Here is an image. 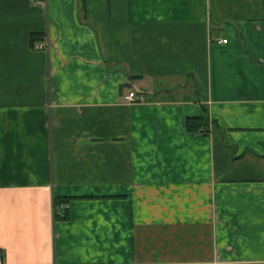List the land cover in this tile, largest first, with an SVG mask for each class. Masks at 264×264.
Returning <instances> with one entry per match:
<instances>
[{"label": "crops", "instance_id": "0c3cea01", "mask_svg": "<svg viewBox=\"0 0 264 264\" xmlns=\"http://www.w3.org/2000/svg\"><path fill=\"white\" fill-rule=\"evenodd\" d=\"M0 264H264V0H0Z\"/></svg>", "mask_w": 264, "mask_h": 264}, {"label": "trees", "instance_id": "16d2710c", "mask_svg": "<svg viewBox=\"0 0 264 264\" xmlns=\"http://www.w3.org/2000/svg\"><path fill=\"white\" fill-rule=\"evenodd\" d=\"M38 36H36L35 34L31 35V43L34 40H38L37 39ZM208 124H209V114H208V109L205 105H202L201 107V113L199 116L197 117H190V118H186L185 121V126L186 129L189 131H193V132H201L203 134H206L207 129H208ZM70 200V197H54L53 198V207L55 209V217L56 218H66L68 215V211L66 207H63L61 209L62 214H58V212L56 213V208H58L60 205H65L67 204V202ZM60 212V213H61Z\"/></svg>", "mask_w": 264, "mask_h": 264}, {"label": "built area", "instance_id": "2783aa9c", "mask_svg": "<svg viewBox=\"0 0 264 264\" xmlns=\"http://www.w3.org/2000/svg\"><path fill=\"white\" fill-rule=\"evenodd\" d=\"M221 42H225L226 40H220ZM32 48L36 50H45L48 48V42L41 39V40H34L32 42ZM124 99L127 103L132 104V103H140L143 101L144 96L140 92L136 91H129L124 95Z\"/></svg>", "mask_w": 264, "mask_h": 264}]
</instances>
